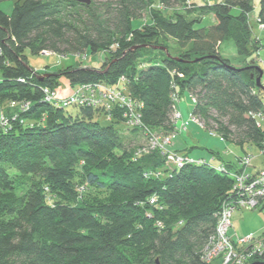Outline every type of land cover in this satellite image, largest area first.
<instances>
[{
    "label": "trees",
    "instance_id": "1",
    "mask_svg": "<svg viewBox=\"0 0 264 264\" xmlns=\"http://www.w3.org/2000/svg\"><path fill=\"white\" fill-rule=\"evenodd\" d=\"M12 1L10 15L0 8V109L9 121L0 128V264H220L206 263L203 253L223 204L235 195L229 174L206 164L169 169L162 150L138 154L126 147L115 127L125 123L121 109L103 125L102 109L72 113L45 101L44 89H59L62 79L75 89L123 78L144 103L142 127L162 136L175 132L172 94L193 96L192 112L211 134L246 153L245 147L262 151L257 57L264 49V0L261 36L250 20L255 0H163L184 8L172 14L154 9L155 0H114L105 13L73 0ZM144 12L149 19L134 26ZM210 15L216 23L201 26ZM226 41L239 65L223 55ZM43 51L105 58L100 68L76 63L47 73L29 62L28 54ZM13 101L30 108L13 109ZM196 150L205 149L188 147L187 155ZM206 150L194 158L242 170ZM80 186L87 191L79 193ZM255 262H264V254L249 263Z\"/></svg>",
    "mask_w": 264,
    "mask_h": 264
},
{
    "label": "built area",
    "instance_id": "2",
    "mask_svg": "<svg viewBox=\"0 0 264 264\" xmlns=\"http://www.w3.org/2000/svg\"><path fill=\"white\" fill-rule=\"evenodd\" d=\"M263 28V26H262ZM115 48V46H114ZM41 54L45 56H57L56 53L43 51ZM182 76V75H180ZM125 80L121 78L116 85H107L103 82L82 85L75 88L68 96L62 97L56 90L50 88L44 89L45 101L58 106L61 102L64 105L72 106H87L102 109L106 113V119L112 121L113 112L118 108L123 111V117L127 126L144 129L147 136V144L140 148L138 154H148L153 150H162L165 155V166L172 170L181 169L187 164L209 165L217 172L229 174L234 179V197L223 204L218 215V222L215 233L211 235L208 245L203 253V260L206 263H214L216 260H221L220 264H248L255 256L264 254V235L258 239L250 236L244 239L236 240L230 234L232 227V216L237 210H254L264 207V169H258L252 173L248 168L251 167L252 159L247 157L242 161V170L240 172H228L223 165L213 164L214 159L205 160L203 158H194L186 154H182L171 150L169 146L174 145V139L188 130L190 123L196 124L205 128L206 124L203 120L191 113L188 121L182 119V114L177 109V104L181 98L177 93L172 94L175 111L172 116V123L175 126V132L167 136H158L154 132L142 127V109L144 103L135 100L127 91ZM190 100L195 105L197 100L193 96H189ZM13 109L27 111L30 108V103L11 102L9 105ZM3 112L0 111V114ZM262 115H259L260 118ZM8 119L2 115L0 126L7 127ZM213 135V134H212ZM264 156V149L261 151ZM158 177L162 176L161 172L156 173ZM79 193L87 191L85 186L77 188ZM157 198L153 197L150 200L151 204H155Z\"/></svg>",
    "mask_w": 264,
    "mask_h": 264
},
{
    "label": "rangeland",
    "instance_id": "3",
    "mask_svg": "<svg viewBox=\"0 0 264 264\" xmlns=\"http://www.w3.org/2000/svg\"><path fill=\"white\" fill-rule=\"evenodd\" d=\"M90 1H91L90 5H94V7L97 9L99 13H105V11L107 10V6L111 5L114 2V0H90ZM162 1L163 0H155V5H153V8L157 10L158 9L163 10L166 9V7H168V9L163 10L165 13L168 14L171 12L174 13L175 11H182V12L184 11V8L180 7L179 5L176 4L167 5L164 4V2ZM222 1L223 0H189V3L191 4L196 3L197 5H202L205 3H209V4L221 3ZM254 5H255V11L250 15L251 25L254 28L255 34L261 36L262 33L257 23V15L260 6V0H255ZM188 7L190 8V6ZM0 8L6 14L10 15L14 8V1L4 0L0 3ZM192 16L197 17V15L195 14H193ZM206 18H207L206 21L201 26H211L216 23V20L213 15L207 16ZM148 19H149L148 13L144 12L142 14V18L139 21L134 22V26L136 27L141 26ZM221 51L226 58L231 59L236 65L240 64V62L237 60L238 54L233 42L231 41L224 42L221 46ZM58 55L61 57L59 58L56 55L45 56L43 54H39V55L28 54L29 62L31 66H33L34 68L37 67L42 68L43 66H45L50 71H57L60 68L67 67L76 63L81 64V66L83 67L100 68L103 59L105 58L104 53L91 54L90 52H86V56L82 55V57H80L79 55L74 56V54L72 53H65V52H59ZM257 62L264 71V49L260 51L259 58L257 57ZM262 82L264 84V76ZM67 87H70V85H68ZM59 88H60L59 91L62 96L67 95L68 90H65L62 83ZM188 98H189L188 96L182 97L180 102L177 104V109L182 114V119L184 121L189 120V116L191 115L194 108L193 102L190 101ZM69 111L72 113H77L79 111V108L71 107ZM98 120L103 125L111 124V122L105 119V117L103 116L99 117ZM259 122L264 131V114H262V116L259 118ZM206 126L205 128H202L200 126H197L196 124H191L186 132H184L183 134H179L178 138L174 140L173 143L176 145V148L182 150L185 147L192 146V144H194V146L204 148L205 150L202 151L196 150L197 152L196 154L198 156L208 155V151L206 149H213L215 151H219L220 153H222L225 160L232 162L238 167H242L243 165L242 161L250 156L252 159V164L251 167L248 168L247 170L254 173L258 169H264V156L261 154V150H259L257 147H251V148L245 147V151L248 152L246 153L235 143L227 142V141L223 142L218 134L212 135L210 132V128H208L210 125H208L207 128ZM115 127L118 130H120V133L124 138V143L126 147L139 150L140 148H143L145 146L144 145L145 143L147 144L148 135L142 131L133 130L132 127L127 126L126 122L115 125ZM188 141H191V143ZM171 147L172 146H169V148ZM208 158L209 157L207 156V159ZM213 164H219V162L214 161ZM229 234L233 236L236 240L244 239L250 236H254L256 237V239L262 237L264 235V209L262 210V208L259 207L254 210H250V209L237 210L232 216V227L230 228Z\"/></svg>",
    "mask_w": 264,
    "mask_h": 264
},
{
    "label": "crops",
    "instance_id": "4",
    "mask_svg": "<svg viewBox=\"0 0 264 264\" xmlns=\"http://www.w3.org/2000/svg\"><path fill=\"white\" fill-rule=\"evenodd\" d=\"M36 70L37 71H39V72H47V73H51V72H53V71H50V70H48V68L47 67H45V66H43L42 68L41 67H37L36 68ZM61 83H62V85L64 86V88H65V90H68V92H67V95H69V94H71L72 93V91L74 90L73 88H71V87H67L68 85H69V83L65 80V79H62L61 80ZM68 88V89H67ZM69 93V94H68ZM189 97V96H188ZM189 100H190V98H188ZM191 101V100H190ZM185 121H187V120H185ZM192 123H190L188 126H190ZM176 138H178V136L176 137ZM175 138V139H176ZM174 139V140H175ZM221 140L223 141V142H225L222 138H221ZM188 142H190L191 143V141H188ZM189 147H198V146H194V144H192V146H189ZM175 148V150H177V151H179L180 153H182V154H186L187 155V151H186V149L188 148V147H185L184 149H178V148H176V145L174 144L173 145V149ZM171 149H172V147H171ZM197 152L195 151L191 156H195L196 157V154ZM202 157V156H201ZM198 158H200V157H198ZM217 161V160H216ZM227 161V160H226ZM219 162V161H218ZM227 162H230V161H227ZM222 163L221 162H219V165H221ZM233 237V236H232ZM234 238V237H233ZM235 239V238H234Z\"/></svg>",
    "mask_w": 264,
    "mask_h": 264
},
{
    "label": "water",
    "instance_id": "5",
    "mask_svg": "<svg viewBox=\"0 0 264 264\" xmlns=\"http://www.w3.org/2000/svg\"><path fill=\"white\" fill-rule=\"evenodd\" d=\"M73 1H77V2H80V3H86L88 5L91 3L90 0H73ZM263 75H264V71L261 70V74H260V76L257 79V85L259 87H263L264 88V86L262 85V77H263ZM251 264H264V262H255V263H251Z\"/></svg>",
    "mask_w": 264,
    "mask_h": 264
},
{
    "label": "bare ground",
    "instance_id": "6",
    "mask_svg": "<svg viewBox=\"0 0 264 264\" xmlns=\"http://www.w3.org/2000/svg\"><path fill=\"white\" fill-rule=\"evenodd\" d=\"M66 58V57H65ZM58 93H59V95H61V93H60V88L59 89H55ZM62 96V95H61ZM62 97H64V96H62ZM172 97V96H171ZM58 107H61V108H63V109H65V110H68L69 111V109L71 108L69 105H64L62 102L58 105ZM72 107H77V108H80V106H72ZM2 115L3 116H5L6 117V115H5V113H2V114H0V119H1V117H2ZM124 118V117H123ZM125 120V119H124ZM0 128H2V126H0ZM155 135H158L157 133H154ZM158 136H161V135H158ZM146 144V143H145Z\"/></svg>",
    "mask_w": 264,
    "mask_h": 264
}]
</instances>
